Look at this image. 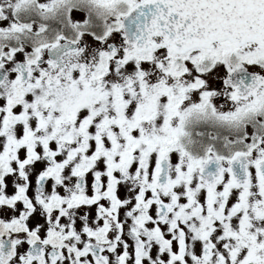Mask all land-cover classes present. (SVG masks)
Here are the masks:
<instances>
[{
  "label": "snow or ice",
  "instance_id": "snow-or-ice-1",
  "mask_svg": "<svg viewBox=\"0 0 264 264\" xmlns=\"http://www.w3.org/2000/svg\"><path fill=\"white\" fill-rule=\"evenodd\" d=\"M0 264H264V0H0Z\"/></svg>",
  "mask_w": 264,
  "mask_h": 264
}]
</instances>
